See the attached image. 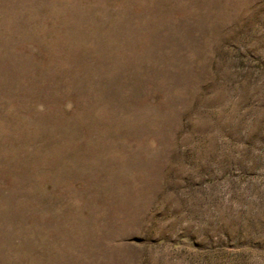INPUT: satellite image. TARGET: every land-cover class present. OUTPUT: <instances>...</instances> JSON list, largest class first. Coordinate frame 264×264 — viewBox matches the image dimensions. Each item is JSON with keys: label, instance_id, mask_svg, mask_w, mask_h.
Wrapping results in <instances>:
<instances>
[{"label": "rangeland", "instance_id": "374dc122", "mask_svg": "<svg viewBox=\"0 0 264 264\" xmlns=\"http://www.w3.org/2000/svg\"><path fill=\"white\" fill-rule=\"evenodd\" d=\"M0 264H264V0H0Z\"/></svg>", "mask_w": 264, "mask_h": 264}]
</instances>
